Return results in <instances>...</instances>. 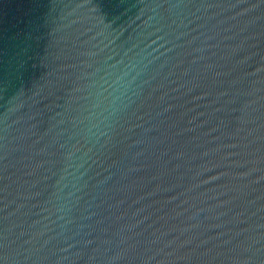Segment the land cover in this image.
Returning <instances> with one entry per match:
<instances>
[{
  "label": "water",
  "instance_id": "1",
  "mask_svg": "<svg viewBox=\"0 0 264 264\" xmlns=\"http://www.w3.org/2000/svg\"><path fill=\"white\" fill-rule=\"evenodd\" d=\"M0 264H264V0H0Z\"/></svg>",
  "mask_w": 264,
  "mask_h": 264
}]
</instances>
